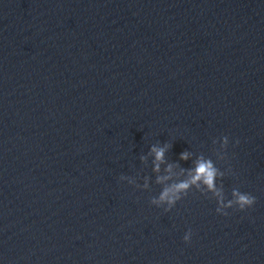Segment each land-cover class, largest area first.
Listing matches in <instances>:
<instances>
[{
    "label": "water",
    "instance_id": "obj_1",
    "mask_svg": "<svg viewBox=\"0 0 264 264\" xmlns=\"http://www.w3.org/2000/svg\"><path fill=\"white\" fill-rule=\"evenodd\" d=\"M0 264H264V0H0Z\"/></svg>",
    "mask_w": 264,
    "mask_h": 264
},
{
    "label": "clouds",
    "instance_id": "obj_2",
    "mask_svg": "<svg viewBox=\"0 0 264 264\" xmlns=\"http://www.w3.org/2000/svg\"><path fill=\"white\" fill-rule=\"evenodd\" d=\"M238 142V141H237ZM222 146H227L229 143L228 137H223L220 141ZM167 150V145L157 147L153 146L151 148V153L153 156V171L159 173L160 165L164 163L165 152ZM190 154L185 151L180 154L181 160H188ZM172 167L168 165L165 171L171 172ZM186 178L177 180L175 183L170 184L168 187L164 188L161 192L159 198L154 200L153 203L160 205L166 204L168 208L175 204L177 200L181 198L189 189L193 187L203 186L208 191L213 192L218 199V207L216 209L217 214L227 215L228 209H238L243 212L246 209H250L256 202V198L249 193H241L238 191L233 192V199L229 200L227 203L223 202L221 194L216 190L215 181L219 175L218 170L211 159L204 157H197L191 168L186 170ZM162 179H169V177H164ZM167 210V209H166ZM192 237V231L189 229L184 233L183 241L185 244L190 243Z\"/></svg>",
    "mask_w": 264,
    "mask_h": 264
}]
</instances>
